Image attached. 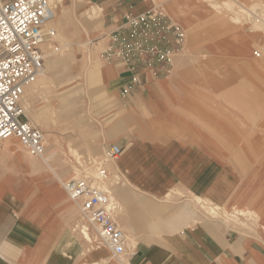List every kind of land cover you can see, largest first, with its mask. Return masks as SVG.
Here are the masks:
<instances>
[{
	"label": "crops",
	"instance_id": "crops-1",
	"mask_svg": "<svg viewBox=\"0 0 264 264\" xmlns=\"http://www.w3.org/2000/svg\"><path fill=\"white\" fill-rule=\"evenodd\" d=\"M77 1L98 12L84 38L104 48L107 112L92 134L105 152L110 142L122 148L107 167L111 179L120 174L111 184L122 206L116 219L134 247L125 264H264V58L220 47L232 33L198 32L212 43L196 49L174 43L173 27L184 24L178 8L215 0ZM127 43L172 51L171 62L145 54L126 62L119 51ZM58 123L46 131L51 162L31 157L16 137L0 139V264H122L74 230L78 215L59 181L71 174L56 148ZM196 197L260 220L210 217Z\"/></svg>",
	"mask_w": 264,
	"mask_h": 264
},
{
	"label": "rangeland",
	"instance_id": "rangeland-1",
	"mask_svg": "<svg viewBox=\"0 0 264 264\" xmlns=\"http://www.w3.org/2000/svg\"><path fill=\"white\" fill-rule=\"evenodd\" d=\"M52 1L56 6L57 21L64 27L57 30L50 24L51 27L56 29V36L53 39L47 37L45 42L41 45V51L43 55H45L44 66L48 71L45 69L47 71H45L46 76L43 74L33 83L26 86L24 98L27 99L31 105V108L26 110V112L31 122L41 128L47 137L49 133H46V131L48 132V129L51 128V122L53 120L55 124L58 123L56 121V117L59 116L57 111L61 110L63 120L58 124L62 126V136L58 138L59 140L56 148L59 149L64 158L65 165H67V172L71 174L70 178L77 176L78 172H81L87 177L97 178L94 172H99V170L103 168L107 170L108 177L110 178L111 174L107 165L113 161L107 158L105 150L96 146L95 139L97 138L92 134L96 125H100V116L107 112L106 94L101 85L104 78L102 77L103 72L100 69L102 64L106 61L103 54L104 48L97 47L98 45L92 48L93 44L89 43L87 39L84 38V33L88 32L86 29L88 30L90 26H94L98 22V12L95 8L87 6L77 0H62V3L66 6L65 15L62 16L60 6L58 7V4L60 5V0ZM228 1L233 4V11L228 8H223L221 12L213 8H178V13L183 18L182 21L184 24H186L181 25L185 36L184 46L181 44V48L183 47L184 50L196 49L198 45L204 44L206 47V45L212 43V41L207 43L208 41L197 40L196 34L198 32H217L219 33V38H228V34L232 33L231 41H226L225 45L220 47L228 48L230 45L231 47L241 49V43L243 42L240 41L242 39L246 40V50L251 49V55L255 59L256 56L254 55V51L264 46V39L262 40L258 37L257 29L254 27V24L249 22L244 23L246 17L250 18V14L248 15L244 11L249 13L250 9L254 7L256 14L253 15V18L256 17V19L259 20L261 17V21H264V15L261 13L264 8V0ZM215 3L224 6L222 0H215ZM184 4L191 6L196 4V1L187 0ZM232 15L240 17L242 23L238 24L232 22ZM253 18L251 17V20H254ZM193 20H198L202 23L191 25L190 23ZM246 21L248 20L246 19ZM190 33L195 34L192 36ZM93 43L96 44L97 40L93 41ZM77 62L82 64L79 71L75 69ZM262 62H264V60ZM34 83H36V85L30 88ZM75 119H79L80 126L77 125L78 123ZM50 138L47 137V145H53V141ZM110 144L112 143L110 142ZM48 148L49 147H47L46 150V156L49 155L46 158L50 160L53 158V154L49 153ZM24 150L28 154L31 153L26 148H24ZM31 155L30 156L36 160H40L36 155L32 153ZM112 176L113 178H110V181L105 179L102 185L110 187L111 184L115 186L118 182L120 183L121 177L119 173H114ZM94 183L99 184L97 181ZM112 200L118 206L117 211H120L122 206L115 192ZM67 201H69V199H67ZM69 202L71 203L72 201ZM71 204H73V202ZM196 205L210 217L225 221H230L236 217L237 221H243L237 218L243 216L238 211L231 212L227 208L223 209V207L220 206L221 210L218 211L217 209L219 214H215V216V211L212 212L211 208L213 207L215 210L216 206L210 203L208 204L207 201L198 203L196 201ZM73 208L78 215V221L74 227L75 232L79 236L85 238L82 227L84 225L87 226L90 229L91 240L85 239L90 246L94 245L95 241L98 240L95 230L89 227L83 220L74 204ZM243 217L250 219L245 216ZM244 223L243 221V224Z\"/></svg>",
	"mask_w": 264,
	"mask_h": 264
},
{
	"label": "built area",
	"instance_id": "built-area-1",
	"mask_svg": "<svg viewBox=\"0 0 264 264\" xmlns=\"http://www.w3.org/2000/svg\"><path fill=\"white\" fill-rule=\"evenodd\" d=\"M55 14L56 6L50 0H0V139L16 137L43 160L47 150L46 135L29 120L23 98L26 86L45 72L41 45L47 37L53 39L56 36V29L50 26ZM173 30L174 43L183 44V28L177 25ZM108 51L109 55L116 53L113 48ZM144 54L160 62H171L172 51L156 46L142 48L127 43L119 51V56L126 62ZM254 55L264 58V46L255 50ZM137 80L135 76L132 81ZM121 154L119 144H109L107 158L116 161ZM107 176V170L103 168L97 178L74 176L68 180L58 179L83 220L95 230L98 237L95 242L106 246L117 260L125 264L134 247L131 251L127 248L128 238L116 219L118 206L102 185ZM96 181L99 184H95Z\"/></svg>",
	"mask_w": 264,
	"mask_h": 264
},
{
	"label": "bare ground",
	"instance_id": "bare-ground-1",
	"mask_svg": "<svg viewBox=\"0 0 264 264\" xmlns=\"http://www.w3.org/2000/svg\"><path fill=\"white\" fill-rule=\"evenodd\" d=\"M205 1H209V0H205ZM50 2H53L52 0H50ZM60 2V5L58 4V7L60 6V10H61V14H62V16H64L65 15V12H66V6L62 3V0H60L59 1ZM215 2V1H214ZM209 5V4H208ZM211 5L213 6V8L216 10V11H218V12H221L222 10H223V8H228L229 10H232L233 11V8H234V6H233V4H231L229 1H225L224 3H223V5L224 6H222L221 4H217V3H211ZM264 7V6H263ZM245 13H247L248 15L250 14V18H245V21H244V23L245 22H249V23H251V24H254V27H256V29H257V34H258V37L260 38V39H264V21H261L262 20V18L260 17V19L259 20H257L256 19V17H254L253 18V15H255L256 14V11L254 10V7H253V9H250V11H249V13L247 12V11H244ZM263 15H264V8H263V10H262V12H261ZM235 15V14H234ZM234 15H232L231 16V18H232V22H235V23H238V24H241L242 23V20L240 19V17H238V16H234ZM246 15V14H245ZM247 16V15H246ZM251 17L254 19V20H251ZM246 19L248 20V21H246ZM59 21H57V16H56V14H55V17H54V19L51 21V24L58 30H60V29H62L64 26H62V24H60V22L58 23ZM255 31V30H254ZM254 37H255V35H254ZM261 40V41H262ZM258 41H260V40H258ZM240 42H243V43H241L242 44V48L241 49H245L246 50V46H247V43H246V40H241ZM258 43V42H257ZM260 43V42H259ZM79 44H82V43H79ZM249 48H250V46H249ZM51 54V53H50ZM49 54V55H50ZM45 56V55H44ZM51 65V64H50ZM48 67V66H47ZM45 69H47V68H45ZM53 70V69H52ZM46 71V70H45ZM47 71H48V69H47ZM46 71V72H47ZM46 73L44 72V75H45ZM46 76V75H45ZM36 85V83H34L32 86H30V88L31 87H34ZM25 96V95H24ZM23 101H24V104H25V106H26V109L27 110H29V108H31V105L29 104V102H28V100L27 99H23ZM47 137L48 138H50V134H47ZM47 137H46V143L48 142V140H47ZM47 152V151H46ZM49 155V154H48ZM47 155V156H48ZM47 156H45V158L44 159H47V162L49 161V158H46ZM52 159V158H51ZM50 159V160H51ZM98 168V167H97ZM53 171V170H52ZM109 173V172H108ZM94 174H95V176H98L99 175V172H94ZM77 176H80V177H84L85 175L84 174H82L81 172H78L77 173ZM106 179H107V181H110V178L107 176L106 177ZM61 180V179H60ZM106 187V186H105ZM112 187L110 186V188H109V186H107L106 187V189L110 192V195H111V199H113V189H111ZM111 189V190H110ZM195 200L197 201V203L198 202H202V201H205L203 198H201V197H196L195 198ZM209 201V200H208ZM206 202V201H205ZM72 203V202H71ZM206 204V203H205ZM209 204V203H208ZM200 205H202V204H200ZM199 205V206H200ZM207 205V204H206ZM212 207V206H211ZM213 208V207H212ZM211 208V210H212V212H214V215L216 214V215H218L219 213L217 212V209H218V211L221 209V207L220 206H216V208H215V210H214V208L212 209ZM205 209V208H204ZM207 210H208V208H207ZM211 213V212H210ZM239 213L240 214H242L243 216H246V217H248V218H250V219H255V220H257V221H259L260 220V217L258 216V214L255 212V211H249V210H246V211H239ZM215 215V216H216ZM81 226H83V225H81ZM264 228V227H263ZM82 229H83V233H84V237L86 238V239H88V240H91V233H90V229L87 227V226H83L82 227ZM89 244V243H88ZM91 248V247H90Z\"/></svg>",
	"mask_w": 264,
	"mask_h": 264
}]
</instances>
